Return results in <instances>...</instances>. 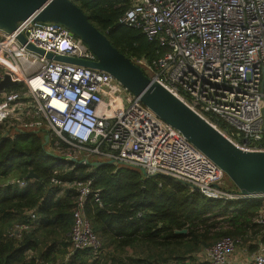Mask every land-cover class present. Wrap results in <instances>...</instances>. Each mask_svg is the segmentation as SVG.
Segmentation results:
<instances>
[{
    "label": "built area",
    "instance_id": "obj_1",
    "mask_svg": "<svg viewBox=\"0 0 264 264\" xmlns=\"http://www.w3.org/2000/svg\"><path fill=\"white\" fill-rule=\"evenodd\" d=\"M117 24L140 30L165 49L150 62H133L150 69V79L236 147L264 151V0H130ZM19 35L43 54L27 49ZM48 53L96 61L79 37L56 23L28 19L12 33L0 30V81L7 75L14 82L0 91V139L40 132L70 147L62 154L63 166L99 159L138 169L145 178H172L210 200L245 199L225 189L223 171L113 76L49 59ZM91 183L66 184L76 191L69 233L74 250L100 248L86 214L88 197L98 204L101 199ZM261 199L254 223L264 234ZM34 211L27 213L31 220ZM29 227L13 230L19 236ZM263 239L248 264H264ZM240 241L224 236L197 258L203 264H236Z\"/></svg>",
    "mask_w": 264,
    "mask_h": 264
},
{
    "label": "trees",
    "instance_id": "obj_2",
    "mask_svg": "<svg viewBox=\"0 0 264 264\" xmlns=\"http://www.w3.org/2000/svg\"><path fill=\"white\" fill-rule=\"evenodd\" d=\"M71 1L132 62H150L165 51L140 30L117 24L130 0ZM45 137L29 132L0 139V264H188L224 236L243 239L260 231L254 219L261 198L210 200L172 178H145L108 162L63 166V156L53 151L58 139ZM29 171L37 178L26 180ZM90 179L101 199L98 204L90 195L86 214L100 248L76 251L69 238L76 191L66 184ZM20 224L30 227L16 236ZM180 230L186 233H175Z\"/></svg>",
    "mask_w": 264,
    "mask_h": 264
},
{
    "label": "water",
    "instance_id": "obj_3",
    "mask_svg": "<svg viewBox=\"0 0 264 264\" xmlns=\"http://www.w3.org/2000/svg\"><path fill=\"white\" fill-rule=\"evenodd\" d=\"M56 23L79 37L95 55V62L46 55L49 59L104 71L149 108L160 120L178 130L195 148L218 166L245 199L264 197V151H247L198 116L158 82L112 46L108 38L89 21L87 15L71 0H0V30L12 33L18 22ZM27 49L43 54L18 36ZM14 85L9 76L0 81V91ZM75 162L74 160H72ZM103 162L86 165L102 166ZM37 178L29 171L26 180ZM185 234L186 230L175 231ZM77 251V250H76Z\"/></svg>",
    "mask_w": 264,
    "mask_h": 264
},
{
    "label": "rangeland",
    "instance_id": "obj_4",
    "mask_svg": "<svg viewBox=\"0 0 264 264\" xmlns=\"http://www.w3.org/2000/svg\"><path fill=\"white\" fill-rule=\"evenodd\" d=\"M137 66H139L142 70L143 73L148 77L151 78L153 76V72L144 67L142 64L140 63H136ZM47 141H48V137H47ZM54 146L57 147L55 151L56 153L62 155L64 152H68L70 151V147L66 148V150L62 147L61 143L59 141H55L54 142ZM122 168H131V167H127V166H120ZM135 169V168H132ZM138 170V169H135ZM223 186L225 189L229 190V191H234L236 188L234 187V185L231 183V181L229 180L228 177H224L223 180ZM263 202V201H262ZM218 222H220L218 220ZM264 237V234L261 232V229L259 231V229L255 230V233H250L248 234L245 238L241 239L240 243H238L236 251L234 256L238 257V264H248L249 261V256L250 254L255 250L256 244L259 241V239L262 237ZM188 264H202L201 263V258L199 259V262L196 261L195 263H188Z\"/></svg>",
    "mask_w": 264,
    "mask_h": 264
},
{
    "label": "crops",
    "instance_id": "obj_5",
    "mask_svg": "<svg viewBox=\"0 0 264 264\" xmlns=\"http://www.w3.org/2000/svg\"><path fill=\"white\" fill-rule=\"evenodd\" d=\"M93 162H99V163L103 162V163H104L105 161H103V160H99V159H93ZM234 261H235L236 264L239 263V261H238V257H237V256L234 257Z\"/></svg>",
    "mask_w": 264,
    "mask_h": 264
}]
</instances>
